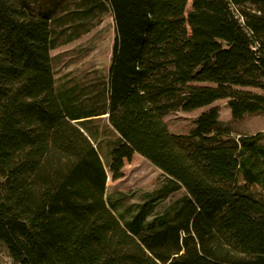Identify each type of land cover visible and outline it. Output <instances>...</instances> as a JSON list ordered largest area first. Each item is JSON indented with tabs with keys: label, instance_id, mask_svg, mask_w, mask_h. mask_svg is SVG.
Here are the masks:
<instances>
[{
	"label": "trees",
	"instance_id": "trees-1",
	"mask_svg": "<svg viewBox=\"0 0 264 264\" xmlns=\"http://www.w3.org/2000/svg\"><path fill=\"white\" fill-rule=\"evenodd\" d=\"M67 1L0 0V242L13 263L264 264V131L231 136L218 105L189 133L164 119L220 99L235 119L264 113V93L191 83L264 82V0H191L188 13L189 0H78L79 25L112 14L111 63L91 86L58 87L51 50ZM102 116L117 133L106 164ZM135 153L167 181L124 206L108 172L121 177Z\"/></svg>",
	"mask_w": 264,
	"mask_h": 264
},
{
	"label": "rangeland",
	"instance_id": "rangeland-1",
	"mask_svg": "<svg viewBox=\"0 0 264 264\" xmlns=\"http://www.w3.org/2000/svg\"><path fill=\"white\" fill-rule=\"evenodd\" d=\"M105 1V0H103ZM78 0H68L58 12L61 19L54 27L59 32V45L51 50L53 69L58 87L73 84L91 86L97 80H104L108 74L112 50L115 39L114 19L110 11L96 12L91 18L76 23L72 12L78 8ZM191 9V0L186 6V13ZM79 26V27H78ZM74 37L70 41L68 38ZM193 84L217 85L230 84L236 88L249 89L264 93V82L261 80H242L231 75H220L192 80ZM218 105L220 108L219 122L231 136L252 135L264 131V113H246L241 118H233L227 106V99H220L214 103L193 111L176 110L167 114L164 119L169 129L177 134L189 133L195 126L194 120L203 111ZM95 125L101 131L102 144L97 145L103 162L105 156V139H114L117 133L109 124L106 117L95 119ZM123 175L113 179L108 172L107 193L117 197H124L123 205H135L143 201L146 195L167 181V175L153 165L142 155L135 153L130 161H125L122 168ZM259 194L264 195L258 187ZM186 193L184 188L172 192L166 200L159 204L153 215L163 212L176 198ZM117 213V212H116ZM0 264H14L6 246L0 242Z\"/></svg>",
	"mask_w": 264,
	"mask_h": 264
},
{
	"label": "water",
	"instance_id": "water-1",
	"mask_svg": "<svg viewBox=\"0 0 264 264\" xmlns=\"http://www.w3.org/2000/svg\"><path fill=\"white\" fill-rule=\"evenodd\" d=\"M106 115H108V114H106Z\"/></svg>",
	"mask_w": 264,
	"mask_h": 264
}]
</instances>
